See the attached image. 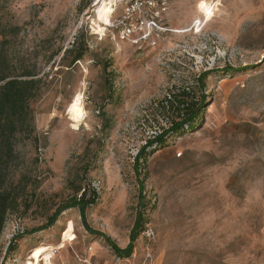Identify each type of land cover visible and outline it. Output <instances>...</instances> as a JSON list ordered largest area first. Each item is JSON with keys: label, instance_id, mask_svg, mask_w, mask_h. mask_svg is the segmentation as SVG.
<instances>
[{"label": "rangeland", "instance_id": "1", "mask_svg": "<svg viewBox=\"0 0 264 264\" xmlns=\"http://www.w3.org/2000/svg\"><path fill=\"white\" fill-rule=\"evenodd\" d=\"M99 1L0 0V75L36 87L13 139L5 188L17 205L0 264H24L46 245L52 264H264V0H215L207 24L199 0H159L154 47L111 28L134 0H106L113 12L97 33ZM180 88L204 97L200 123L163 147L148 144L169 128L175 115L162 101ZM78 94L85 115L74 128ZM83 189L96 194L87 226L121 249L144 196L146 225L128 257L90 234L77 208L31 233ZM68 222L72 237L56 249Z\"/></svg>", "mask_w": 264, "mask_h": 264}, {"label": "trees", "instance_id": "2", "mask_svg": "<svg viewBox=\"0 0 264 264\" xmlns=\"http://www.w3.org/2000/svg\"><path fill=\"white\" fill-rule=\"evenodd\" d=\"M82 54H76L74 61L80 60ZM105 74L104 83L110 92L111 84L107 78V66L103 67ZM24 77H31L30 73L23 75ZM205 75L203 74L202 77ZM35 81L32 79H19L18 77H12L7 74L0 75V236L2 235L7 216L10 210L14 209L17 205L16 198L13 194L5 188L7 181V172L9 164L12 161L14 155L13 139L15 134L26 127V122L30 120L29 101L35 94ZM193 92L189 88H180L177 92H170L163 98L162 104L164 108L174 113V118L169 122V128L163 130L160 134L155 136L148 144L154 143L155 146H165L168 137L175 135L181 136L184 132V127L187 130H193L198 126L202 118L203 110L205 107L204 97L197 100L192 96ZM144 152L140 153V158L144 157ZM138 166L136 165V173H139ZM139 192L143 193L144 187L142 182L138 181ZM144 196L141 195L138 200L139 209L137 211L133 226L129 234V242L123 249L119 248L109 237L106 235L91 230L85 222V211L89 205H92L96 201V194L92 192L87 197L86 189L81 191L80 196L74 197L70 202L58 207L53 214L47 219V222L32 230L31 233L46 230L54 225L59 215L70 208H77L82 219L84 228L93 235H97L102 238L106 244L110 247L112 252L118 257H128L134 248V243L143 232L146 220L143 210L145 209ZM22 237V235L17 236ZM15 241L12 240L7 248L9 253L15 251Z\"/></svg>", "mask_w": 264, "mask_h": 264}, {"label": "bare ground", "instance_id": "3", "mask_svg": "<svg viewBox=\"0 0 264 264\" xmlns=\"http://www.w3.org/2000/svg\"><path fill=\"white\" fill-rule=\"evenodd\" d=\"M99 1V0H98ZM100 2V1H99ZM97 2V10H96V21L93 22L94 30L98 32H103V26L109 25V17L112 14L111 7H108L106 0H101V3ZM219 6V2L215 0H199L196 4V11L197 14L202 17L204 20L203 22L207 24L213 18L217 7ZM186 32V31H182ZM71 113H73L72 120H73V127L77 128L79 122L84 117L85 113L82 106V96L81 94L75 95L71 101L70 105ZM72 229L73 224L72 222H68L66 226V230L63 234V239L61 243L58 244L56 249H59L64 245L66 240H70L72 237ZM54 248L52 246H39L32 249L29 253L30 256L24 262V264H39L40 261H43V264H52L51 258L53 254Z\"/></svg>", "mask_w": 264, "mask_h": 264}, {"label": "built area", "instance_id": "4", "mask_svg": "<svg viewBox=\"0 0 264 264\" xmlns=\"http://www.w3.org/2000/svg\"><path fill=\"white\" fill-rule=\"evenodd\" d=\"M159 0H134L125 6L123 16L111 28L122 42H130L138 47L146 44L156 45L157 35L155 18L158 12L155 9ZM149 12V16H145Z\"/></svg>", "mask_w": 264, "mask_h": 264}]
</instances>
